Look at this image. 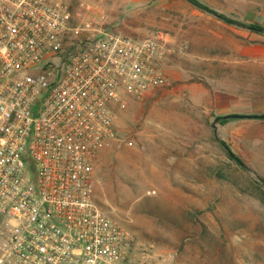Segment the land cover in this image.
<instances>
[{"label": "rangeland", "instance_id": "374dc122", "mask_svg": "<svg viewBox=\"0 0 264 264\" xmlns=\"http://www.w3.org/2000/svg\"><path fill=\"white\" fill-rule=\"evenodd\" d=\"M67 1L89 34L166 36L169 85L115 110L93 182L127 264H264V119L223 118L264 115V0Z\"/></svg>", "mask_w": 264, "mask_h": 264}, {"label": "built area", "instance_id": "2783aa9c", "mask_svg": "<svg viewBox=\"0 0 264 264\" xmlns=\"http://www.w3.org/2000/svg\"><path fill=\"white\" fill-rule=\"evenodd\" d=\"M83 25L67 0H0V264H127L134 252L93 182L115 110L169 85L166 36Z\"/></svg>", "mask_w": 264, "mask_h": 264}, {"label": "water", "instance_id": "95a60500", "mask_svg": "<svg viewBox=\"0 0 264 264\" xmlns=\"http://www.w3.org/2000/svg\"><path fill=\"white\" fill-rule=\"evenodd\" d=\"M224 119H264V115H239V114H230L227 116L223 117ZM218 121V119L215 120L214 122V127L215 123Z\"/></svg>", "mask_w": 264, "mask_h": 264}, {"label": "trees", "instance_id": "16d2710c", "mask_svg": "<svg viewBox=\"0 0 264 264\" xmlns=\"http://www.w3.org/2000/svg\"><path fill=\"white\" fill-rule=\"evenodd\" d=\"M188 1L191 2V3H193V4H195V5L198 4L196 0H188ZM228 154H229V156H230L231 159L236 160V158L230 152H228ZM262 185H263V188H264V181L262 182Z\"/></svg>", "mask_w": 264, "mask_h": 264}, {"label": "crops", "instance_id": "0c3cea01", "mask_svg": "<svg viewBox=\"0 0 264 264\" xmlns=\"http://www.w3.org/2000/svg\"><path fill=\"white\" fill-rule=\"evenodd\" d=\"M183 89H185V90H183ZM189 88H187V87H183V88H181L180 90H179V92L181 93V92H186V91H188V92H190L189 90H188ZM160 91V90H159ZM207 97V96H206Z\"/></svg>", "mask_w": 264, "mask_h": 264}]
</instances>
